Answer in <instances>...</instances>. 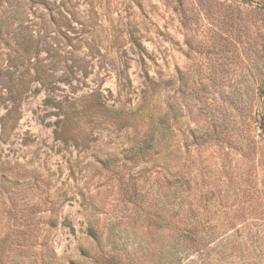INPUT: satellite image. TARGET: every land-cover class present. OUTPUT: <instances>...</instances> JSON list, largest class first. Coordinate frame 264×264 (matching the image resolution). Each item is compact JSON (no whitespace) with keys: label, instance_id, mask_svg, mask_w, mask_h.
Masks as SVG:
<instances>
[{"label":"rangeland","instance_id":"obj_1","mask_svg":"<svg viewBox=\"0 0 264 264\" xmlns=\"http://www.w3.org/2000/svg\"><path fill=\"white\" fill-rule=\"evenodd\" d=\"M0 264H264V0H0Z\"/></svg>","mask_w":264,"mask_h":264},{"label":"trees","instance_id":"obj_2","mask_svg":"<svg viewBox=\"0 0 264 264\" xmlns=\"http://www.w3.org/2000/svg\"><path fill=\"white\" fill-rule=\"evenodd\" d=\"M150 80H151V82H152V79H151V78H150ZM150 142H154V141H153V138L150 139L149 143H150Z\"/></svg>","mask_w":264,"mask_h":264}]
</instances>
